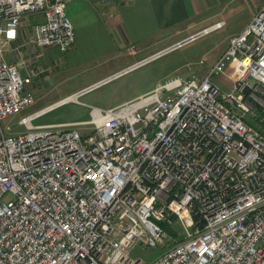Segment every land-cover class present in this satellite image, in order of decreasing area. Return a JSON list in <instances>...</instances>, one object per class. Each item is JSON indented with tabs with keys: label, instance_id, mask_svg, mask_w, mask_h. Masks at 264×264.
<instances>
[{
	"label": "built area",
	"instance_id": "1",
	"mask_svg": "<svg viewBox=\"0 0 264 264\" xmlns=\"http://www.w3.org/2000/svg\"><path fill=\"white\" fill-rule=\"evenodd\" d=\"M69 1L0 0V264H143L134 246L162 245L174 223L194 232L146 264H264V6L203 77H172L116 114L32 125L66 97L11 134L2 122L34 99L5 54L17 60L29 14L35 48L70 49Z\"/></svg>",
	"mask_w": 264,
	"mask_h": 264
},
{
	"label": "rangeland",
	"instance_id": "2",
	"mask_svg": "<svg viewBox=\"0 0 264 264\" xmlns=\"http://www.w3.org/2000/svg\"><path fill=\"white\" fill-rule=\"evenodd\" d=\"M88 2L90 1L70 0L66 4V15L73 25L74 43L70 51L59 53L61 62L50 61L44 57V51L35 49L31 43V33L36 14L24 16L20 33L21 43L23 41L25 44L19 48L20 53L14 62L23 74L32 77L34 104L2 122L3 126L10 128L11 134L23 131V127L18 124L20 119L75 95L84 88L96 86L102 79L103 84L82 93L77 97V101L66 102L43 113L32 121V125L87 122L91 118L92 108L97 107L103 112L114 109L124 102L147 94L172 77L187 78L191 74L203 77L218 55L226 49L229 38L242 30L248 18L246 14L249 12L248 5L238 0L223 1L219 6L200 15H186L181 6L175 3L170 11L165 7L159 8L156 11L157 22L141 26L143 31H140V34L136 32L139 37L127 43L129 33L126 34L123 27L115 31L102 26L116 15V11L103 9L102 5L98 4L99 15H92L90 12L82 15V10ZM215 22H221L222 26L106 82V79L135 62L171 47L178 41H184L202 29L211 27ZM129 47L135 48L136 56L128 55ZM30 49L37 51L35 58L29 53ZM5 58L13 62L12 49L5 54ZM217 83L221 88H225ZM75 128L80 134H88L90 131L88 125ZM165 231L169 238L162 245L146 247L137 244L131 251L132 256L140 258L143 264H146L184 240L187 233L194 232V228L189 227L186 230L180 224L174 223L171 227L166 226Z\"/></svg>",
	"mask_w": 264,
	"mask_h": 264
},
{
	"label": "crops",
	"instance_id": "3",
	"mask_svg": "<svg viewBox=\"0 0 264 264\" xmlns=\"http://www.w3.org/2000/svg\"><path fill=\"white\" fill-rule=\"evenodd\" d=\"M223 1L230 2L232 0H129L126 2L114 0V1H110L108 3H101L97 0H94V1L88 2V5H86V7L82 10V15L85 14L86 12H90L92 15H99V13H98L99 9L97 6L98 4H101L102 5L101 8H103V9H110L112 11H116V15L113 18L109 19L107 24L102 25V26L105 29L108 28V30H115V31L117 29H119L120 27H123V29L125 30V33L126 34L129 33V36L127 37V40H126V42L129 43L131 41V39L135 40L136 37H139L136 34V32L140 34V31H143L141 26H148L149 24L152 25V23L155 24L157 22L156 11L159 8L162 9V7H165L167 9V11H170L173 9L174 4L177 3L181 6V8L184 10V13L186 15H188V13H191L192 15H200V14H203L204 12H209V10H212L214 7L219 6L220 4H222ZM235 1H237V0H235ZM238 1H241L244 5L247 4L249 7V12H248V14H246L248 16V18L243 25V28H244V26L251 20V18L264 6V0H238ZM96 19L98 20V16L96 17ZM91 22L94 23L93 20H91ZM215 23H218V22H215ZM214 24H212V25H214ZM204 29H206V28H204ZM189 37H187L186 39H188ZM119 38L122 41V37L120 36ZM186 39H184V40H186ZM177 43H180V42L178 41V42H176V44ZM175 45H172L171 47H173ZM227 45H228V43H227ZM30 47H28V48H30ZM171 47H167L165 49L159 50L158 52L152 54L149 57L141 59L140 61H143L147 58H150L159 52L170 49ZM35 49L37 51H40V50L44 51V53H43V54H45L44 57H46L50 61L56 60V62L57 61L61 62L60 54H59L60 52L55 47H49V48H44V49L35 48ZM71 49H72V47L70 49H68L66 52L70 51ZM147 49L148 48L146 46L145 50H147ZM37 51H35V50L32 51V49H30L29 53L31 54L32 57L35 58L34 54ZM129 56H131V55H129ZM133 56H136V55H133ZM219 56H220V54L218 55V57ZM140 61H137L135 63H138ZM55 65H56V63H55ZM123 70H125V69H123ZM102 80H104V79H102ZM102 80H100V81H102ZM76 93H75V95H76ZM69 97H71V96H69Z\"/></svg>",
	"mask_w": 264,
	"mask_h": 264
},
{
	"label": "bare ground",
	"instance_id": "4",
	"mask_svg": "<svg viewBox=\"0 0 264 264\" xmlns=\"http://www.w3.org/2000/svg\"><path fill=\"white\" fill-rule=\"evenodd\" d=\"M218 28H220V27L219 26H215L214 28L211 29V31L212 30H215V29H218ZM81 94H76V95H73V96L67 98V101L66 102H69V101H77V97H79ZM93 112H95V108H92V110H91V118H93ZM103 113H106V114H116V108L111 109V110H108V111L103 112Z\"/></svg>",
	"mask_w": 264,
	"mask_h": 264
},
{
	"label": "water",
	"instance_id": "5",
	"mask_svg": "<svg viewBox=\"0 0 264 264\" xmlns=\"http://www.w3.org/2000/svg\"><path fill=\"white\" fill-rule=\"evenodd\" d=\"M185 43H187V42L183 41V42L180 43V45H178V46H176V47H179V46H181V45H183V44H185ZM172 49H174V48H171V50H172ZM168 51H170V50H168ZM134 68H135V67L130 68V69H128V70H123V71H121V72H119V73L113 75L112 77H109L108 80L106 79V82L109 81V80H111V79H114V78H116V77H118V76H120V75H122V74L128 72L129 70L134 69ZM104 83H105V82H104ZM101 84H103V83H100V84H98V85H96V86L91 87L89 90H87V92L90 91V90H92V89H94V88H96V87H98V86L101 85ZM84 93H85V92H84ZM84 93H83V94H84Z\"/></svg>",
	"mask_w": 264,
	"mask_h": 264
}]
</instances>
